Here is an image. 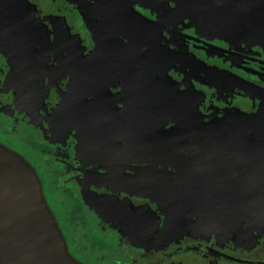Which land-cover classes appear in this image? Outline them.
Here are the masks:
<instances>
[{
    "label": "flooded vegetation",
    "instance_id": "flooded-vegetation-1",
    "mask_svg": "<svg viewBox=\"0 0 264 264\" xmlns=\"http://www.w3.org/2000/svg\"><path fill=\"white\" fill-rule=\"evenodd\" d=\"M216 2L236 7L218 9ZM240 2L197 0L188 8L184 0H0V142L36 169L69 251L82 264H264V223L234 239L201 229L193 211H181L183 224L172 236L164 227L171 208L160 200L167 187L177 195L178 182L188 178L162 165L189 137L186 130L174 131L184 117L203 112L209 119L222 110L248 103L255 110L264 103L212 75L264 88V42L258 38L264 37V7L249 10ZM233 36L240 40L231 41ZM246 38L260 46L247 45ZM169 50L179 60L170 59ZM101 53L107 59L94 77L89 60ZM73 54L83 58L80 77L66 71L54 82L49 73L41 87L31 88L37 74L60 67L61 56ZM202 65L209 75L199 71ZM185 83L197 90L186 108L178 92ZM66 91L76 103L88 101L91 136L113 144L115 154L122 151L113 163L83 165L74 136L64 141L54 135L52 119ZM6 119L14 122L12 128ZM22 131L38 133L47 150L33 146ZM154 133L166 136L153 140ZM79 186L97 193L91 204L102 213L84 201Z\"/></svg>",
    "mask_w": 264,
    "mask_h": 264
},
{
    "label": "water",
    "instance_id": "water-1",
    "mask_svg": "<svg viewBox=\"0 0 264 264\" xmlns=\"http://www.w3.org/2000/svg\"><path fill=\"white\" fill-rule=\"evenodd\" d=\"M213 2V0H211ZM237 2L239 0H232ZM241 5L249 10L264 7V0H241ZM197 0H184V7H196ZM217 8L236 7L232 4L216 2ZM212 10L213 4H206ZM211 12V11H207ZM134 37L144 45L149 46L145 37L134 34ZM264 42V37H258ZM153 45V43H152ZM168 57L179 60L178 52H165ZM192 67L193 64L191 65ZM190 66V67H191ZM199 68V67H197ZM199 71L209 75V69L201 66ZM219 71V70H218ZM212 75L226 82H231L253 94L263 98L264 88L237 81L232 76L220 72ZM254 112V110H252ZM251 115L231 116L222 122L215 132L200 130L190 135L198 134L201 137H220L225 127L233 123L239 125L251 119ZM249 151L256 150L255 141H248ZM189 148L192 145H189ZM170 147L172 148L171 144ZM198 149H209L202 144ZM165 150L171 152L168 146ZM175 153L177 150L175 148ZM172 156H174L172 154ZM201 170L206 167H199ZM188 178L178 182L177 195L171 197L168 205L175 208L178 215L182 211H193L199 218L201 229L208 227L226 233L228 238L246 235L259 224L264 223V189H255L254 184L241 185L227 177H217L216 183L231 187L225 191L189 190L191 170ZM205 185L204 181L199 182ZM238 188V189H237ZM192 213V212H191ZM207 216H210L209 219ZM181 220V218L179 217ZM231 223V225H230ZM198 227V223H195ZM220 232V233H221ZM140 234H138L139 236ZM0 264H82L69 251L67 241L62 233L58 221L51 210L43 189L42 181L32 164L19 152L0 142Z\"/></svg>",
    "mask_w": 264,
    "mask_h": 264
},
{
    "label": "rangeland",
    "instance_id": "rangeland-1",
    "mask_svg": "<svg viewBox=\"0 0 264 264\" xmlns=\"http://www.w3.org/2000/svg\"><path fill=\"white\" fill-rule=\"evenodd\" d=\"M237 30H241L237 28ZM217 35V34H216ZM222 38L217 36V39ZM231 41L237 42L240 40L235 36L229 38ZM246 40L247 45L256 46L259 45L258 41L250 42L249 38ZM264 47V46H263ZM261 47V48H263ZM264 52V48L262 49ZM62 60H59L61 66L56 68H49L48 70H42L37 74L32 80L31 88L41 87L45 74L49 76V73H52L54 77V82L61 77L62 73L68 71L78 76L79 71L81 70L83 58H80L79 55L73 54L72 57L67 58L66 56H61ZM107 57L103 56V53L99 55L98 58L91 57L89 60V72L93 73L94 77H98L97 70L101 65L102 61L106 60ZM51 70V71H50ZM60 74V75H59ZM76 76H73L75 78ZM80 77V76H79ZM75 82L73 79L70 80V86ZM184 90H179V95L185 98L186 103L191 104V99L193 98V92L195 90L193 84L185 83ZM214 88V87H212ZM76 89L75 85L73 91ZM202 95V102L207 99L206 93L200 91ZM218 94H221V97L225 96L224 92L217 91ZM231 97L232 94L226 95ZM228 97V98H229ZM27 105V100L24 101ZM234 99L231 100V104H234ZM247 108H235V109H226L222 110L220 114H216L212 118L206 119L205 113L197 117H184V122L179 126L174 128V131L177 130H186L188 133V138L184 141L183 148L177 150V153L174 156H170L167 159H164L165 162L162 163L164 168H168L169 171L173 174L174 171L177 175H187L188 170H191L190 176V186L189 190H204V191H225L227 189H232L224 185L217 184L215 181L217 177L223 176L227 177L228 180L235 181L241 185L244 184H254L255 189L261 190L264 189V103H258L254 112L250 108V103H248ZM193 106V105H192ZM192 106L190 109H192ZM198 108V107H197ZM89 103L86 100H80L79 102H74L73 98L70 96L69 91L64 92L63 99L61 104L55 110V118L52 119V128L55 136L62 137V140L66 139L73 135L77 143L74 145V151L76 157L79 158L78 162L83 165L96 166L100 164H110L112 161L117 160L122 153L119 149L115 154L113 149V144L107 145L103 143L102 137H92L93 133L89 131L87 127V120L92 116L88 114ZM251 115V119H248L245 123L235 124L227 126L222 131L220 137H201L198 134L190 135V133H195L200 130L205 132H215L218 130L220 124L231 116H240V115ZM102 113L100 112L99 116ZM96 115H94L95 118ZM208 118V117H207ZM4 124L8 125L9 128H12L14 122L6 119ZM92 125V124H90ZM97 132V131H96ZM24 134V132L22 131ZM90 133V134H89ZM158 135V136H156ZM165 137V134H152L153 140H157L155 137ZM27 138L33 146H36L40 150L48 148V146L41 140L38 133L28 134L23 136ZM39 141L40 143L36 142ZM47 140V139H46ZM152 140V141H153ZM252 140L256 143V150L249 151L248 141ZM150 142L148 138H145L144 143ZM187 144L192 145L191 148H187ZM204 145L210 147L209 149H198L197 145ZM63 146H66L63 145ZM81 161V162H80ZM153 164H157L153 162ZM199 167H206V169H200ZM204 181L205 185H200L199 182ZM75 196L79 198L77 192V185L74 184ZM80 189V186H79ZM238 189V188H237ZM172 188L167 187L163 191V196L160 197V200L168 206L169 201L173 194L171 193ZM77 193V194H76ZM82 194L84 201L90 206L91 209L95 210L98 214L102 213V209L99 205H92L91 195H97V193L90 190L89 187H84L80 189V195ZM168 218L166 221L165 229L169 228L172 236L178 235V229L181 227V220L175 208H171L167 213ZM208 219L210 216H207ZM184 222V220H183ZM231 225V223H230ZM226 227L222 226L223 236H226V233H223V229ZM250 232L252 230L247 229ZM156 234L155 230H152L149 234L150 237ZM145 236V235H143ZM165 237L164 234L160 235V238Z\"/></svg>",
    "mask_w": 264,
    "mask_h": 264
}]
</instances>
